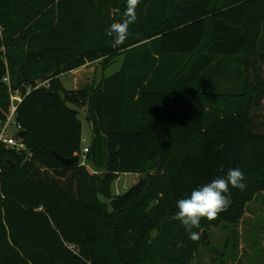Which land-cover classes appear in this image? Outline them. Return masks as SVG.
I'll use <instances>...</instances> for the list:
<instances>
[{
    "label": "trees",
    "instance_id": "16d2710c",
    "mask_svg": "<svg viewBox=\"0 0 264 264\" xmlns=\"http://www.w3.org/2000/svg\"><path fill=\"white\" fill-rule=\"evenodd\" d=\"M127 3L0 0V123L7 74L22 95L16 119L31 151L27 159L0 147V264H191L209 224L239 220L264 191V133L251 115L264 78H248L253 62L264 70V0H139L117 42L107 31ZM118 56L119 69L93 87L67 91L57 79L88 61L106 69ZM221 97L244 106L207 112ZM69 104L87 112L84 164ZM97 143L102 165L92 172L86 159L97 164ZM52 151L75 160L64 167ZM236 167L246 187L231 188L228 209L201 218L191 239L174 218L176 201ZM126 172L141 177L112 193Z\"/></svg>",
    "mask_w": 264,
    "mask_h": 264
},
{
    "label": "rangeland",
    "instance_id": "374dc122",
    "mask_svg": "<svg viewBox=\"0 0 264 264\" xmlns=\"http://www.w3.org/2000/svg\"><path fill=\"white\" fill-rule=\"evenodd\" d=\"M149 1L152 3L155 0ZM151 9L154 11L155 6L153 5ZM121 59V56L116 57L106 69H102V61H88L78 69L60 74L57 79L67 91L90 88L97 85L103 76L116 72L119 69ZM248 74L251 82H254L256 75L264 78V70L254 62ZM69 106L78 110V118L81 122V148L89 146L91 131L86 120V109L76 107L73 104H69ZM243 106L242 99H231L229 97H221L212 103L206 102L207 112L215 111L214 114L235 110V108H243ZM251 115L256 126V132L264 133V101L253 106ZM96 149L98 154L97 164H91L89 153L86 159V167L92 172H99L102 165L100 143H97ZM144 169L148 171L154 169L150 160L144 165ZM140 177L141 174L139 173H120L118 178L112 182V193L124 192L136 183ZM104 201L108 202L107 200ZM207 235L208 243L201 245L196 250L191 264H264V191L258 192L250 202L246 203L239 220L235 222L212 221L208 226Z\"/></svg>",
    "mask_w": 264,
    "mask_h": 264
},
{
    "label": "clouds",
    "instance_id": "9594fccd",
    "mask_svg": "<svg viewBox=\"0 0 264 264\" xmlns=\"http://www.w3.org/2000/svg\"><path fill=\"white\" fill-rule=\"evenodd\" d=\"M139 0H128L127 14L122 22L109 27L107 35L115 36L117 42H123L129 35V25L136 21L135 8ZM244 172L239 168H230L223 176L194 187L189 194L176 201L175 219L183 225L185 232L193 240L199 238L201 218L214 219L231 204V188L243 190Z\"/></svg>",
    "mask_w": 264,
    "mask_h": 264
},
{
    "label": "built area",
    "instance_id": "2783aa9c",
    "mask_svg": "<svg viewBox=\"0 0 264 264\" xmlns=\"http://www.w3.org/2000/svg\"><path fill=\"white\" fill-rule=\"evenodd\" d=\"M3 81L8 85L9 91V107L7 112L4 113V119L0 123V147L11 148L17 152H25L26 158L31 157V151L26 146L23 136L19 135V132L23 131L21 124L16 119L17 107L22 99L21 92L19 90H12L9 84V77H3ZM40 84H44L40 83ZM13 130L12 132H10ZM88 151L87 146L83 147L80 152L82 164H84L85 153ZM1 173V168H0Z\"/></svg>",
    "mask_w": 264,
    "mask_h": 264
},
{
    "label": "water",
    "instance_id": "95a60500",
    "mask_svg": "<svg viewBox=\"0 0 264 264\" xmlns=\"http://www.w3.org/2000/svg\"><path fill=\"white\" fill-rule=\"evenodd\" d=\"M19 135L24 136V131L19 132ZM52 153L55 156V158L62 163L64 167H68L75 160L74 157L67 158L58 154L56 151H52Z\"/></svg>",
    "mask_w": 264,
    "mask_h": 264
},
{
    "label": "crops",
    "instance_id": "0c3cea01",
    "mask_svg": "<svg viewBox=\"0 0 264 264\" xmlns=\"http://www.w3.org/2000/svg\"><path fill=\"white\" fill-rule=\"evenodd\" d=\"M119 57V56H118ZM122 57V56H121ZM121 62H122V59H121ZM121 64V63H120ZM140 174V173H139Z\"/></svg>",
    "mask_w": 264,
    "mask_h": 264
}]
</instances>
